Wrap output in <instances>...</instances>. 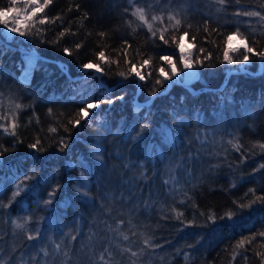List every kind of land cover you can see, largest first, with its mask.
<instances>
[{
    "label": "trees",
    "instance_id": "16d2710c",
    "mask_svg": "<svg viewBox=\"0 0 264 264\" xmlns=\"http://www.w3.org/2000/svg\"><path fill=\"white\" fill-rule=\"evenodd\" d=\"M262 17L264 0H51L24 34L1 28L0 264H264V64L223 60L237 28L264 51ZM185 33L190 87L161 59L183 70ZM21 47L51 60L28 82ZM89 62L100 77L82 71ZM102 96L115 103L78 115Z\"/></svg>",
    "mask_w": 264,
    "mask_h": 264
},
{
    "label": "snow or ice",
    "instance_id": "6c2138e0",
    "mask_svg": "<svg viewBox=\"0 0 264 264\" xmlns=\"http://www.w3.org/2000/svg\"><path fill=\"white\" fill-rule=\"evenodd\" d=\"M25 2H26V5H27V7L25 9H17V8H15L13 6H9V7H6V8H0V25H4L5 26V29L6 30H9L8 29V25L10 23L9 13H16L17 14L16 17H13L12 18V22L16 26L11 27L10 28V31L11 32H14V33L24 34L21 31V28L19 27V24L21 23V19H20L21 13H23L24 20H29L32 17H35L37 15V13L43 12V10L46 7H48V5L51 3V0H43V3L42 4L39 3V0H25ZM237 2H238V0H237ZM15 3H16V0H12V5H14ZM220 3L223 4L224 3V0H220ZM33 5H35V6L33 7ZM28 8H31V11H28L27 10ZM133 15L138 16L139 20H141L145 24H147V27L149 28L150 31L152 30V25L147 22V19H146V16L144 14V10L143 9L137 8L136 11L133 13ZM243 15H245V16H260V12H258V11H245V12H243ZM153 19H157V18L156 17H153ZM169 19H174V17H169ZM262 19H264V17H262ZM47 21H48V18L47 17H44V18L40 19L38 21V23L44 24ZM179 24H180V20H176L175 21V25H173V27L179 26ZM33 26H34V24H33ZM65 31H67V30H65ZM37 32H39V30H37ZM239 34H240L239 33V29L237 28L236 33H233L232 35L227 36V41L226 42L229 45H231V42L233 41L234 36L238 37ZM60 35L63 36L64 33L62 32V33H60ZM101 35H103V33H101ZM153 35H156V33L153 32ZM184 35L186 36L187 33H185ZM160 39L161 40H164V36L161 35L160 36ZM193 39H195V38L193 37ZM164 42L167 43L166 40H164ZM241 45H242V47L244 49V51L242 53V60L237 59V60L234 61L233 58H232V56L229 54L230 51H232V52H239L240 51V48L232 49L230 47L229 48H226L224 50V52H223V60L225 62H227L228 64H233V63H246V62H248L250 60V56L252 54H255L256 56L259 57L261 64H264V51H261V52L256 53L254 47L249 46L246 39L241 41ZM76 47L79 48L80 45H76ZM63 51L65 53H69V49H67V48H64ZM203 51H204V49H200V52H203ZM98 57H99L100 60H106L103 51H101V52L98 53ZM210 58H211V53H209L208 56L205 57V59H210ZM161 59L164 60V61H167L171 65V71H172L173 74H177L176 65L171 60L170 57H168V56H162ZM147 63H148V61H144V64H147ZM196 63H198L200 65H203L204 61L203 60H200L199 58H197ZM182 64H183V69L185 70V74L186 75H188V76H196V73L195 72H191L190 71L191 68H192V64L189 62V60L187 58L182 57ZM82 67L84 69H89V68L95 67L98 71H101V72L103 71L102 69H100L99 64L93 65L91 62L84 63L82 65ZM132 70L135 71V66H133V69ZM62 71H63V69H62ZM161 71H163V69H161ZM119 75L120 76H124L125 73L121 72V73H119ZM148 75L150 76L151 73H148ZM165 75H167V74L165 73ZM136 76L139 78V80H144L145 79V75L141 74V72H139V71H136ZM156 83H160V81H157ZM116 99L123 100V96L117 97ZM101 103L113 104V103H115V99H113L111 97H104V96H102V97H100L98 100H96L94 102H87L86 101L85 106H83V107L80 108V110L78 112V115L81 118H85L84 117V114L85 113H88L90 110L97 109ZM16 107L19 108L20 106L17 105ZM75 123L78 125L80 123V120L77 119L75 121ZM11 127H12L13 131L10 134L11 135H15L14 129L16 128V124H15L14 121H13ZM143 127H146V125L143 126ZM143 127H142L141 131H143ZM38 144H39V141H36L35 143L29 144L28 147L29 148H32V149H37V145ZM66 146L67 145L64 143V141L61 140V147L63 148V147H66ZM2 155H3V152H0V156H2ZM260 167L261 168H264V165H261ZM55 191H56V189H53V192L49 194V200L48 201H45L46 204L49 203V202H51V199L54 196ZM16 194H19V186H17V192H16ZM257 200L260 201L261 203H264V196L257 197ZM255 202L256 201H252V203H255ZM245 206L246 205H240L241 208H243ZM247 207H251V204L247 205ZM181 215H182V213H179L177 215V218H179V216H181ZM232 215L233 214L231 212L226 213V216H227L228 219H231L232 218ZM210 219H213V218L210 217ZM213 222H215L214 219H213ZM16 227L22 228V227H24V225L17 223L16 224ZM37 235H39V233H37ZM259 235L261 237H264V232L259 233ZM28 238L29 239H33L34 237L29 236ZM73 239H75V237H73ZM124 239L127 240L128 237L125 236ZM253 239H255V237H253ZM145 243H148V241H145ZM249 243H251V240H249ZM133 255H135V253Z\"/></svg>",
    "mask_w": 264,
    "mask_h": 264
},
{
    "label": "rangeland",
    "instance_id": "374dc122",
    "mask_svg": "<svg viewBox=\"0 0 264 264\" xmlns=\"http://www.w3.org/2000/svg\"><path fill=\"white\" fill-rule=\"evenodd\" d=\"M39 3L42 4L43 2L41 0H39ZM12 6L15 7V8H17V9H25L27 7L25 0H16V3L14 5H12ZM34 6L35 5H33V7ZM167 7L168 8H171L170 5H168ZM27 10L28 11H31V8H28ZM16 15H17L16 13H9V18H10V23L8 25V29L9 30H6L4 25H0V29L1 28L3 30L5 29L4 30V36H6L7 39H11L12 38V35L14 33V32H11L10 31V28L12 27L11 26L12 24L15 25L12 22V18L13 17H16ZM20 19H21V23L19 24V26H21L26 21L23 18V13H21ZM241 41H242V39H240L239 37L234 36L233 41L231 42V45L228 44V47L227 48H229V47L232 48V49L240 48V50H241L243 48L242 45H241ZM194 49H195L194 44L191 43V42H189L188 39H187V37L184 36L181 39V42H180V45H179L181 65L183 67L182 57L187 58L189 60V62L192 64V68H191L190 71L191 72H195L196 73V76H188V75H186L185 74V70L183 69L182 71H180L177 68V65L175 64L176 65V68H177V74H173V81H175L177 83H181V84L185 85L186 87H190L192 85V83L198 78V70L196 69V66H195L194 61H193ZM20 52H21L22 59H24L23 60V63H24V68H25V64H26L25 57L26 58L32 57V55H33L32 53L34 52V50H29V49H27L25 47H21L20 48ZM231 52L232 51H230V53ZM170 67H171V65H170ZM90 70H92V69H87L85 72H88ZM92 71L94 73H99L100 72V71H96L95 69L92 70ZM137 71H139V70H137ZM245 71L248 72V70H246V69H245ZM139 72H141V71H139ZM165 73L166 72H164V75H165ZM142 74H143V72H142ZM165 76H167V75H165ZM138 80H139V78H138ZM169 86H171V85H169ZM97 109H95V110H97ZM95 110H90L88 113H85L84 114V117L85 118H89L90 115H91V111H95Z\"/></svg>",
    "mask_w": 264,
    "mask_h": 264
},
{
    "label": "bare ground",
    "instance_id": "6f19581e",
    "mask_svg": "<svg viewBox=\"0 0 264 264\" xmlns=\"http://www.w3.org/2000/svg\"><path fill=\"white\" fill-rule=\"evenodd\" d=\"M33 55H32V57H29V58H26L25 57V62H26V64H25V68H24V70H23V72H22V74H21V77L22 78H29V75L31 74V72H32V69H33V67H34V65H35V63H36V61H37V59H38V54L36 53V51H34L33 53H32ZM43 57V56H42ZM45 58V57H44ZM45 59H48V60H50L49 58H45ZM24 60V59H23ZM51 61V60H50ZM89 69H92V70H96V71H98L95 67H92V68H89ZM24 73V74H23ZM170 89V88H169ZM168 90V89H167ZM166 90V91H167Z\"/></svg>",
    "mask_w": 264,
    "mask_h": 264
},
{
    "label": "water",
    "instance_id": "95a60500",
    "mask_svg": "<svg viewBox=\"0 0 264 264\" xmlns=\"http://www.w3.org/2000/svg\"><path fill=\"white\" fill-rule=\"evenodd\" d=\"M37 53V52H36ZM38 54V53H37ZM38 58H43L41 55H39L38 54ZM43 59H45V58H43ZM45 60H47V59H45ZM59 65H60V67H63V63H59ZM99 74H101V72L99 73ZM22 80L24 81V82H28V79L27 78H22ZM171 86H169L168 87V89L170 88ZM166 92V91H165ZM152 102V101H151Z\"/></svg>",
    "mask_w": 264,
    "mask_h": 264
},
{
    "label": "built area",
    "instance_id": "2783aa9c",
    "mask_svg": "<svg viewBox=\"0 0 264 264\" xmlns=\"http://www.w3.org/2000/svg\"><path fill=\"white\" fill-rule=\"evenodd\" d=\"M141 74H142V72H141Z\"/></svg>",
    "mask_w": 264,
    "mask_h": 264
}]
</instances>
